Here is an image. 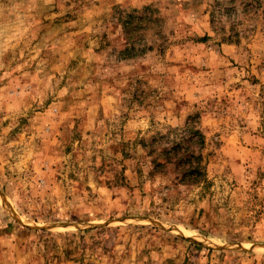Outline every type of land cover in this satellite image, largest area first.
I'll return each mask as SVG.
<instances>
[{"label":"rangeland","instance_id":"1","mask_svg":"<svg viewBox=\"0 0 264 264\" xmlns=\"http://www.w3.org/2000/svg\"><path fill=\"white\" fill-rule=\"evenodd\" d=\"M0 264H264V0H0Z\"/></svg>","mask_w":264,"mask_h":264}]
</instances>
